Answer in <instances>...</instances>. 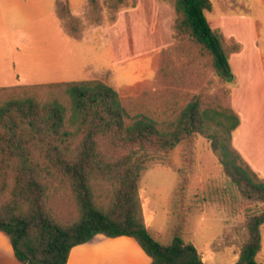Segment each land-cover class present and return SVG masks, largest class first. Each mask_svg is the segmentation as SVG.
Returning <instances> with one entry per match:
<instances>
[{
    "label": "rangeland",
    "instance_id": "rangeland-1",
    "mask_svg": "<svg viewBox=\"0 0 264 264\" xmlns=\"http://www.w3.org/2000/svg\"><path fill=\"white\" fill-rule=\"evenodd\" d=\"M206 16L223 34L236 80L219 73L214 56L190 36H175L172 0H0V87L100 79L112 85L132 113L175 120L199 100L234 109L244 120L235 144L258 167L264 160V0H211ZM240 50L234 51V46ZM241 136V135H240ZM255 136L257 138H255ZM184 175L191 212L186 237L215 264L234 263L247 237V214L237 188L223 175L209 140L193 134L140 181L151 230L168 241L172 199ZM60 187V183L53 182ZM53 212L73 221L70 191L51 200ZM263 249L258 260L264 264Z\"/></svg>",
    "mask_w": 264,
    "mask_h": 264
},
{
    "label": "trees",
    "instance_id": "trees-1",
    "mask_svg": "<svg viewBox=\"0 0 264 264\" xmlns=\"http://www.w3.org/2000/svg\"><path fill=\"white\" fill-rule=\"evenodd\" d=\"M175 36L188 35L207 49L220 75L232 81L223 34L206 16L211 0H172ZM240 46L235 45L234 51ZM240 117L233 109L188 103L179 116L160 122L132 113L120 93L100 79L0 87V231L26 264H67L71 250L96 235L130 236L151 257L150 264H209L188 240L191 204L184 175L172 199L168 241L148 227L140 181L193 134L205 136L223 175L235 183L236 203L245 209L247 237L237 261L262 264L264 176L233 143ZM61 184L54 185V181ZM66 188L78 216L64 221L51 200Z\"/></svg>",
    "mask_w": 264,
    "mask_h": 264
},
{
    "label": "crops",
    "instance_id": "crops-1",
    "mask_svg": "<svg viewBox=\"0 0 264 264\" xmlns=\"http://www.w3.org/2000/svg\"><path fill=\"white\" fill-rule=\"evenodd\" d=\"M235 80L236 75L232 81L228 82L233 83ZM262 87L264 88V72ZM236 113L240 117V125L233 132V143L235 147L239 150V152L242 154V156L253 167V169L259 175L264 176V160L259 163L260 167L256 166L249 159L248 155L244 153V151L235 144L236 138L254 137L251 136L250 133H242L241 129L244 127V120L241 118L238 112ZM255 138L257 137L255 136ZM144 216L146 223L149 229L151 230L155 212L150 209L148 213L144 212ZM203 258L207 263L215 264L211 259L205 257ZM151 261V257L143 250V248L133 237H109L104 234H98L91 241L75 246L70 252L67 264H150ZM0 264H26L24 262H21L16 257L11 240L8 234L4 231H0Z\"/></svg>",
    "mask_w": 264,
    "mask_h": 264
}]
</instances>
